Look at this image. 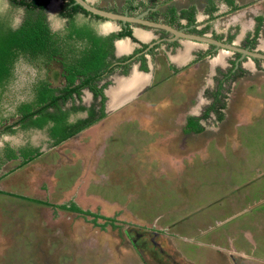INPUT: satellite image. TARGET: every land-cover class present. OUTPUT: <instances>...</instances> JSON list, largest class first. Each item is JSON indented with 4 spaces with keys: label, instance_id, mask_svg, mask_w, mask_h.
Returning <instances> with one entry per match:
<instances>
[{
    "label": "rangeland",
    "instance_id": "rangeland-1",
    "mask_svg": "<svg viewBox=\"0 0 264 264\" xmlns=\"http://www.w3.org/2000/svg\"><path fill=\"white\" fill-rule=\"evenodd\" d=\"M107 1L97 0L96 7L120 11V6L124 5L122 0ZM164 1L157 0L160 10L164 9ZM58 3L49 5L52 14L49 22L53 25H60ZM255 5L259 8L262 22L254 24L248 19L250 30H246L245 38H250L253 45L251 50L237 47L242 54L239 60L243 66L238 75L240 78L234 76L230 82H223L227 79H223L221 72H216V77H208L207 81L202 79H206L209 73L213 74V67L217 64L222 66V72L231 70L232 61L239 56L226 51L225 59L216 56L221 60H216V64L209 67L205 62L200 63L199 58L200 50L205 52L207 46L196 43L189 45L192 55L187 62L190 65L182 68L177 76L170 74L166 72V67L173 58L168 48L162 46L151 54L153 62L150 71L159 70L155 74L156 92L153 98L151 95L148 101L144 97H130V102L125 104L134 105L133 116H130L132 122L99 123V129L101 132L105 130L107 136L96 147L90 146L89 131L86 130L76 144L71 140L57 150V147L46 149L43 145L45 151L42 158L39 156L19 168L32 170L39 176L34 180V189L26 186L29 177H25L24 172L18 173L24 180H19V183L14 180L10 184L9 180L18 170L19 160L0 168V189L7 193L0 194V264H154L143 252L134 249L138 245L134 243L133 247L123 233L128 229V233L132 234V230L138 228L170 233L173 236L171 255L178 262L188 258L196 264H214V253L220 251L221 241L230 234L236 232L237 237L243 238L251 228L247 225L249 221L252 226H256L253 223L256 222L264 227V204L256 209V213L252 210L253 205L258 203L259 194L264 193L258 192V185L264 187V1ZM12 12L15 16L13 25L16 26L25 13L22 8L16 9L13 5ZM216 17L220 18L219 15ZM97 24L103 30L109 26H120L118 21L109 19L100 20ZM210 26H213L210 30L223 27L224 31L219 30L222 34L228 29L218 25V22ZM258 26L259 34L251 37ZM151 41L147 40V43ZM244 43L246 41L240 42L241 46ZM191 68L196 71L192 72ZM31 69L26 62L17 64L15 80L3 99V112L9 107L13 91H18V96H24V92L32 88L31 83H25L33 78ZM42 69L44 75L48 69L49 78L45 79L52 86L58 88L63 85L64 80L59 75L62 69L57 62ZM160 70L165 71L161 77L158 76ZM190 76H196L193 83ZM165 77L172 81L171 84L174 81L176 84L175 93L170 96L167 95L174 86L160 90L159 82ZM234 79H237L236 86L232 83ZM205 81L209 90L201 94L198 88L205 86ZM188 82L194 84L190 85L192 91L187 94L190 99L179 91V87H188ZM217 86L223 96L215 101L212 93ZM84 91L87 92L86 89ZM125 97L120 100L123 102ZM210 104L217 108H213V114L204 122L209 129L201 135L184 137L180 131L185 123V114L193 108L192 112L198 117L202 109H211ZM223 104L224 107H220ZM220 109L221 121H218ZM141 121L148 127L144 129ZM40 133L34 132L38 140L35 144L32 142L33 148L37 143L42 144ZM21 135L12 136L13 142L25 137ZM201 137L205 139L203 143H200ZM58 161L62 163L61 167L57 165ZM43 164L44 169H49L47 171L54 177L45 178L47 172L40 176L38 168L44 167ZM254 192H257L258 198L251 197ZM14 194L31 202L13 197ZM248 195L253 198L249 202L252 208L243 201L249 198ZM73 203L82 211L113 221L107 222L100 217L95 219L62 208H69ZM172 224L176 227L172 228ZM252 228L259 229L258 226ZM120 237L123 241H119ZM200 241L203 247L197 245ZM256 241L259 244L261 239L257 236ZM259 249L264 251V247ZM164 250L171 252L167 244ZM208 251H211L210 256ZM148 255H152L155 262L157 254L149 250ZM160 264H166L165 259Z\"/></svg>",
    "mask_w": 264,
    "mask_h": 264
},
{
    "label": "flooded vegetation",
    "instance_id": "flooded-vegetation-1",
    "mask_svg": "<svg viewBox=\"0 0 264 264\" xmlns=\"http://www.w3.org/2000/svg\"><path fill=\"white\" fill-rule=\"evenodd\" d=\"M70 0H48L45 8L40 11L39 9H35L33 11L29 10L28 8L24 6H17L12 3V0H0V30H2L3 25H7L12 29L18 28L22 23H24L28 18H31V20L35 21L39 17H42L47 24L50 33H52L54 36V39L57 40V43L60 44L59 46L67 51L68 49H73L75 46L78 49H82L84 45L77 40V34L79 33V30H88V32L93 34V36H96L97 38H101L107 45L108 50H112L113 54L112 56L108 55L107 63L110 64L109 70L110 72L106 73V71L102 74V77L96 81H94L95 89H91L90 87H83L78 94L73 93L69 98L66 100L59 99L57 101L56 106H50L45 109L43 112L44 114V123L43 127L36 128V127H29L28 129L24 130L21 128V125L17 124L10 128V130L6 129L9 125H11L13 122H15L16 119L19 118V116L16 117H8V115H12V111H14V108L17 106L14 103V107L12 108V98L19 101L21 98L30 96L33 94V89L35 88V84H40L41 80L47 81L45 79L48 76V69H46V75L43 73V69H39L40 65L29 66L32 67L31 71L33 73V78H31L29 82L25 83H31L32 88L28 91H23L24 94L22 96H18L17 92L12 93V97L10 99L11 102H9V107L3 112V106L0 105V136L3 138L0 142V168L2 166H5L7 164H10L14 160L21 159L22 162L25 160L24 154L29 153L32 149H36L39 153V156H41L45 149L43 150V145L40 146L38 143L33 148V143H36V140H38L37 137L34 136V132H41V141L42 143L44 141L47 142L49 147L47 149L56 148L58 145L61 144H67L69 141H73L74 144H76V140L82 139L83 131H89L94 130L93 137L90 138V146H98V144L106 139L107 133L105 130L100 131L99 125L103 122H106V125L110 123L112 125L113 121L119 122L120 120L124 123H126L128 120L132 122V118L130 116H133L131 114V111L134 109V105L129 104L125 105L126 102L130 97L134 98H146L149 101V97L152 95L151 99L153 98V94L156 92L154 80H156L155 74L159 71L151 72V63L153 62L151 57L156 49H160L162 46H166L168 48V51L170 52V55L172 56L173 60H170V64L166 67V72H170V74H173L177 76L180 74L179 72L182 71V68H186L190 64L188 56L192 55V51L189 52V43H196L195 45L199 44H205L207 46L205 52H203L204 49H201V53L199 54L200 63H207L209 67L214 63L213 57L219 52L217 49L221 50H227L230 51L229 48L225 47H218L212 43H205L202 41L194 40V38H190L189 36L194 37H206L207 39L211 38L213 40H216L217 42L221 41L222 44H229L230 46L235 47L234 50H231L234 55L239 56L238 58H235L232 61V68L231 70H227L225 72H222V66L217 64V66H214L213 74H207L206 79L202 77L204 80H208V77H216V72H221L223 74V82L227 81L230 82L232 80V77L238 76L241 74L240 70L243 69L241 66L242 62L240 63V57L242 56L241 52H239L236 48H245L251 50L252 48V42L250 38H245V33L242 37H240V32H238L237 27L230 26L228 30H225L224 37L217 35L216 30H210L211 27H208L206 30H198L195 26L190 28L189 27V21L185 19L184 14L180 13L175 14V10H183V8H186L188 14L190 12L193 13V18L195 20L196 15L198 14L199 9H205L209 5L208 2L210 0H188L186 4L180 2L173 3V0L169 2H165L163 5L164 9L160 10L157 0H122L124 5L120 6V11H115L114 9H102L96 7V1L97 0H82L87 5H90L91 7L95 8L96 10L113 15L114 18H110L108 16H100L97 14H94L92 12H89L85 10L80 4L76 2V0H72V3L70 4ZM103 2H108L107 0H102ZM110 1V0H109ZM215 1V0H214ZM53 2L58 4L59 9V21L60 25H53L50 24L49 18H51L52 14L49 10V5ZM112 2V1H111ZM168 4V5H167ZM12 5L18 9L22 8L24 11L23 17H21L20 22L14 26L13 22L15 21L14 14L12 12ZM69 6H79L83 8L86 12H88V15L77 12L73 14L71 17H69L66 14L65 7ZM183 15V17L181 16ZM54 19V18H53ZM109 19L111 21L116 20L119 22V27L115 26H109L107 30H103L100 28V25L97 24L100 20ZM55 20V19H54ZM97 21V22H96ZM185 21V23L183 22ZM144 22L151 23L147 24ZM59 23V22H58ZM154 24V25H153ZM13 25V26H12ZM188 25V26H187ZM139 26V30H137L135 27ZM143 28L147 30H151V32L143 30ZM130 31V35H124L120 36L121 34ZM153 31V32H152ZM259 30H255V32L252 34L251 37L257 36ZM140 32L141 36L144 39H141L137 37L136 33ZM157 36H155V34ZM229 33V34H228ZM113 36V38H112ZM154 36V37H153ZM112 38V39H111ZM249 39V40H248ZM147 40L150 41V43H147ZM239 40V42H238ZM246 41V43L242 44L241 46L240 42ZM249 42V43H248ZM127 43L128 47L125 48V50H120L119 46L122 44ZM239 43V44H238ZM153 52V53H152ZM121 54V55H118ZM152 54V55H151ZM203 56V57H202ZM249 59H252L251 57H248ZM40 57H37V61H39ZM188 59V60H187ZM260 59H258L259 61ZM188 61V62H187ZM52 62H57L55 60L50 61L47 66H50ZM228 64V59L225 60ZM247 62V61H245ZM38 63V62H37ZM58 63V62H57ZM59 64V63H58ZM60 65V64H59ZM200 65V64H199ZM45 66V68L47 67ZM221 66V69H220ZM198 67V66H197ZM208 67V68H209ZM226 68V67H225ZM211 69V68H209ZM192 72L195 70V68H191ZM196 71V70H195ZM237 72V73H235ZM62 73V72H61ZM60 73V74H61ZM165 73V71L160 70L158 73V76H162ZM59 74V75H60ZM136 75L140 76L143 80H136ZM157 78L160 80L161 78ZM61 78H63V85L55 88L49 83V88L55 90L54 95L59 96L62 93V91L65 88L66 80L64 77L60 75ZM194 77V76H193ZM191 77V82L195 80L196 77ZM239 77V76H238ZM161 80L159 82L161 89H165L169 86H174L173 90H169V93L167 96H170L171 94L175 93V81L174 84H171L172 81L167 79ZM240 78V77H239ZM237 79H234L232 83L234 84ZM129 81L130 84V92L124 93V95L120 94V86L123 84H126ZM189 81V80H188ZM205 83V86H200L198 88V92L201 94L209 90V84L207 82ZM191 82H188V87H179V91L183 93V96H185L186 99H190V96L188 97V93L192 91V87L194 84L191 85ZM137 83V84H135ZM193 83V82H192ZM221 83V82H220ZM80 84V81H76L74 83V86H77ZM191 85V86H190ZM235 85V84H234ZM236 86V85H235ZM87 90L85 92L84 90ZM235 89V87H234ZM97 90H100V93L96 94ZM158 90V89H157ZM234 91V90H232ZM15 94V95H14ZM87 95H89L87 97ZM123 96H126L124 101L122 102L120 98ZM212 96L215 101L219 100L221 96H223L222 92H220L219 86H217L215 92L212 93ZM225 98V97H224ZM125 103V104H124ZM144 103V102H143ZM146 105V104H145ZM167 105V104H166ZM141 107V106H140ZM209 108L202 109L200 116L196 117V113L192 112L190 109L185 116L183 117L184 124L181 127V131L183 133V136H196L201 135L202 132L208 130L207 124L204 122H207V119L210 118V115L213 114V108H217L214 106H209ZM220 107H224V104ZM147 108V107H146ZM221 111L218 113V121H221ZM224 111V110H223ZM3 113H8L7 116H5ZM46 114H49L50 116L47 118L45 117ZM234 114V112H232ZM157 115V113H156ZM195 115V116H194ZM34 118H37L36 116ZM111 120H108V119ZM115 118V120L113 119ZM117 118V119H116ZM194 122L197 125L193 126L190 122ZM28 122V121H26ZM84 123L85 127L83 129H80L79 132H76L71 137L67 138L66 140H63L62 142L55 144V140L53 137L49 135V129L55 128L57 132L60 134L63 133L65 130H74L76 127H80L81 123ZM82 123V124H83ZM100 123V124H99ZM145 122L141 121V126L145 129V127H148L147 125H144ZM204 123V124H203ZM99 124V125H98ZM66 128V129H65ZM91 128V129H90ZM94 128V129H93ZM151 128V127H150ZM149 129V128H148ZM107 130V129H106ZM113 131V130H112ZM111 131V132H112ZM92 132V131H91ZM18 133H21L22 137H24L22 140H19L17 142H13L12 136H18ZM103 133V134H102ZM101 135V136H100ZM58 136V134H57ZM81 137V138H80ZM105 137V138H103ZM7 138V139H6ZM188 139L190 137H187ZM195 138V137H193ZM192 139V138H191ZM198 139V138H197ZM196 140V139H195ZM202 140L200 143H203L205 140L204 138H200ZM33 142V143H32ZM184 142H186V139H184ZM197 143V142H196ZM198 143V144H200ZM66 146V145H65ZM36 147H41L40 149H37ZM13 151L16 155L15 158H9V152ZM180 152L183 153V150L180 149ZM185 152H187V149L185 148ZM36 157V158H37ZM186 157V156H185ZM193 157V156H192ZM34 158V159H36ZM191 158V155H190ZM29 161L28 163H30ZM190 162V160H189ZM26 163V164H28ZM25 164V165H26ZM143 171V170H142ZM145 173H148V171H145ZM187 173V171H185ZM156 174V173H155ZM156 176V175H155ZM166 178L168 179L167 175ZM169 180V179H168ZM260 187V186H259ZM247 194V193H246ZM249 196V195H248ZM252 197V195H251ZM245 203L250 202V196L249 198H245L243 200ZM233 207V206H232ZM188 218H186L183 221H186ZM131 224V223H130ZM180 224V223H179ZM132 225V224H131ZM176 227V226H175ZM174 224H172V228H175ZM133 229V228H132ZM123 233L126 235L127 241L132 244L134 247V243L138 245V247H134L138 252H143L146 258L150 260V262L154 264H160L162 263V260L165 259L166 264H184L183 262H178L175 258H172L173 256L171 253H173V246L170 233L164 232L161 233L160 229L159 231H156L155 229L145 230V229H133L132 234L128 233V229L123 230ZM130 235V236H129ZM244 236V235H243ZM178 236L175 237V240ZM245 237V236H244ZM235 238L237 242H244L243 240H239V237H237L236 232H233L230 234V237H226L227 241ZM109 239V238H108ZM119 241H123V238L120 237ZM248 242V241H246ZM249 243V242H248ZM165 244H167L169 250L171 252H168L164 250ZM257 244V243H256ZM142 245V246H139ZM164 247V248H163ZM249 247L252 249V253L256 254V263L260 264L261 262L264 263V251H258L259 246L254 244H249ZM152 250V252H155L159 259H157V256L155 258V262L152 261V255H148V251ZM258 251V256H257ZM145 258V259H146ZM161 258V259H160ZM213 258V262H216L217 264H221L220 261H217L215 257ZM231 259L232 256L230 257ZM208 260V258H206ZM212 262V263H213Z\"/></svg>",
    "mask_w": 264,
    "mask_h": 264
},
{
    "label": "trees",
    "instance_id": "trees-1",
    "mask_svg": "<svg viewBox=\"0 0 264 264\" xmlns=\"http://www.w3.org/2000/svg\"><path fill=\"white\" fill-rule=\"evenodd\" d=\"M47 1L48 0H12V3L17 6H24L31 11L35 9L42 11ZM69 2L71 4L72 0ZM65 9V15L69 17L77 12L88 15V12L79 6H72L70 8L66 6ZM2 30L3 31L0 30V105L3 106V99L10 88V84L15 80L13 78L15 69L20 62H26V64L33 67L39 64V69H42L47 66L50 61L55 60L61 66L62 73L60 75L66 80L65 88L60 91L62 94L59 96L54 95L55 90L49 88V83L43 79L40 81V84L34 85L35 88L33 89L32 95L23 98V100L21 98L19 101L17 100L19 97L16 98V100L12 99V108L16 105V101L18 104L14 108V111H12L10 117L19 116V118L6 128L8 130L17 124L21 125V128L24 130L29 127H43V120H45L43 112L46 108L56 106L59 99L66 100L73 93L78 94L83 87L88 86L96 91L94 81L100 79L102 74L105 73L102 70L106 71V73L110 72V64L106 61L108 55L112 56L113 51L108 50L106 43L101 38L93 36L92 33L90 34L88 30H79L77 34V40L81 45L83 44L84 47L78 49L75 46L73 49H68L67 51L59 46L60 44L54 39V35L50 33L42 17H39L35 21L28 18V20L22 23L18 28L12 29V31L11 28L5 24ZM124 35H130V31L120 36ZM37 57H40L39 61H37L38 63L36 62ZM78 79L80 84L74 86V83L78 81ZM95 93H100V90H97ZM13 102H15V105ZM35 116L37 118H34ZM49 116V114H46L45 117L48 118ZM82 123L80 127H76L73 131L65 130L60 134L55 128H50L48 132L51 137L56 139L55 144H58L71 137L76 132H79L80 129H83L85 125ZM190 123L193 124V126L197 125L192 121ZM38 155L39 153L36 149H32L29 153H25V160H23L21 165H25L29 161L34 160ZM15 157L16 155L14 152L10 151L9 158L13 159ZM0 194L7 193L0 192ZM32 201L37 202L34 200ZM62 208L79 214H87L95 219L100 217L107 222L113 221V219H106L102 216H98V214L90 213L89 211H82L75 204H72L69 208H66V206ZM101 227L103 228V226Z\"/></svg>",
    "mask_w": 264,
    "mask_h": 264
},
{
    "label": "crops",
    "instance_id": "crops-1",
    "mask_svg": "<svg viewBox=\"0 0 264 264\" xmlns=\"http://www.w3.org/2000/svg\"><path fill=\"white\" fill-rule=\"evenodd\" d=\"M169 1H171V0H165L164 2H169ZM180 1L183 4L184 3L186 4V2L188 0H173V3L180 2ZM263 1L264 0H253V1L252 0H215V1L214 0H210L208 2L209 5L207 6V8L198 10V14L195 17V20L193 18V13L190 12L188 14L186 8H183V10L182 9L181 10H177V11L175 10V14H179V11H180L181 14L183 13L184 16H185L184 18L187 19V21L190 20L189 21V27L190 28L195 26L198 30H204L203 28H205V30H206L208 27H211V28L213 27V26H210V24H212L214 22H218V25H221V26L224 25L226 28H229L230 26L237 27L238 32H240V34H241L240 37H242L244 35V33L246 34V30H250L248 28V25H247L248 19L250 21H252L254 24L262 22V19L259 16V13H258V9L259 8L255 4L256 3L260 4ZM220 14H224V15L221 16ZM216 15H219L220 18L216 17ZM181 16L183 17V15H181ZM183 22L185 23V21H183ZM137 30H139V29H137ZM219 30H223L224 31V28L223 27H221L220 29L218 27L216 28L217 35L219 33H221L219 35L223 36L222 32H220ZM256 30H259V26L256 28ZM136 35H137V37H139L141 39H144L141 36L140 32L136 33ZM219 42H221V41H219ZM189 44H193L194 45V43H192V42H190ZM127 47H128V45H127V43H125V44L120 45L119 49L120 50H125V48H127ZM222 51H224V52H222ZM226 51L227 50H225V49L219 51L213 57V59H212L213 62L216 64V60L217 61L221 60L220 58L217 59L218 56L221 57L222 59L223 58L225 59V57H226L225 55H226V53H228ZM189 57H190V55L188 56V59H189ZM136 78H137L136 80H140L141 79V77L138 76V75H136ZM141 80H143V78ZM128 83H129V81H128ZM129 84H131V83H129ZM135 84H137V83H135ZM119 91H120V94L124 95V93L130 92V86L128 88H126V86L124 87V84H123V85L120 86V90ZM255 103H256V105L258 104L257 101ZM94 131H95V129L94 130H90V132H89L90 138L93 137L92 134H93ZM42 145L46 146V149L49 147V145L47 144L46 141H44L41 144V146ZM63 145H66V144L58 145L56 150L58 149L59 146H63ZM57 154L59 155V152H57ZM61 155H62V153H61ZM42 156H44V155H41L40 157L42 158ZM38 158L39 157H37V159ZM35 160L36 159L32 160L31 162H33ZM14 161H18V160H14ZM21 164H22V160L19 159V162H18V165H17V168H16L18 170L15 169L16 170V174H14V176H12V178H11L12 180H9L10 184L11 183L13 184L14 180H16L18 183H19V180H24L22 176H18V173L23 174V172H24L25 177L27 176V178L29 177V179L27 180L26 183H25V181L23 183H25L26 186H28L30 189H34L35 185H33V184L36 183L34 180H37V178H39V176L37 174H35V173H32V170H30V172H29L28 169H26V168L19 169V168L24 167V165H21ZM57 165L61 167L62 163L58 161ZM44 168H45V165H44V167L40 166L38 168V173L42 177L45 174L44 172H47L49 175L48 174L45 175V178L48 179L52 175H50L51 173H49L47 171L49 169H47V168L44 169ZM53 169H54V167H53ZM54 170H56V169H54ZM13 177H16V179L13 178ZM52 177H54V175ZM10 184H8V185H10ZM258 187H259V185H258ZM262 188H264V187H262V185H260L258 192H264V189H262ZM1 190L2 189H0V192H1ZM256 194H257V192H254L252 194L253 195L252 197L254 199L258 198L256 196ZM259 195H260V198H258V203H255L253 205V209H252V210H254L255 213L257 212L256 209L259 210L258 207H261L264 204V193L259 194ZM13 196H15L16 198H20V199H23V200H28V201L31 202L30 199H27V198H24V197H21V196H17L15 194ZM253 198L250 197V200L253 199ZM250 203H248V204L245 203V204L247 206ZM73 205H74V203H73ZM248 207L252 208L250 205ZM259 212H258V214L261 216L262 214H260ZM257 217H259V216H257ZM250 223H251L250 221L247 223V225L249 227H251V228L248 230L249 233L244 234V236H245V237L243 236V238L245 240L244 242H237V240L235 238L227 241V239L224 237L225 239L222 240L220 245H219L220 246V251H217L216 253H214L215 254V259L217 261H220L221 264H258V263H256V258H255L256 254L252 253V251H251L252 249L249 247V244L251 243V244H254V245H258L259 248L260 247H264V227L261 224H257L256 222H253L254 224H256V226L259 227V229L257 230L256 226L255 225L252 226V225H250ZM252 227L256 228L257 231L255 229L253 230ZM261 230H263V231H261ZM239 233L240 232H238V235H240ZM257 236L259 237V239H261L260 242H263L262 244H260V242H259V244H256V242H257L256 241V237ZM239 240H243L242 237H239ZM246 241H248L249 243L246 242ZM204 244H205V242H204ZM197 245L201 246V245H203V242L202 241H200V243L197 242ZM201 247H203V246H201ZM258 251H260V249ZM258 251H257V256H258ZM210 253H211V251L207 252L208 255ZM201 255L204 256V253H202ZM231 256H232L233 259L230 258ZM185 260L186 261H184V264H196L195 262L191 261L188 258H186ZM213 263L217 264L216 262H213ZM260 264H264V263L261 262Z\"/></svg>",
    "mask_w": 264,
    "mask_h": 264
},
{
    "label": "water",
    "instance_id": "water-1",
    "mask_svg": "<svg viewBox=\"0 0 264 264\" xmlns=\"http://www.w3.org/2000/svg\"><path fill=\"white\" fill-rule=\"evenodd\" d=\"M76 2L78 4H80L85 10L89 11V12H92L94 14H97V15H100V16H108L110 18H114L113 15H109V14H106V13H103V12H100L98 10H96L95 8L91 7L90 5H87L84 1L82 0H76ZM144 23H147V24H150L152 25L151 23H148V22H144ZM154 25V24H153ZM190 38H194V40H198V41H202V42H205V43H212L218 47H225V48H229L230 50H234L235 47L233 46H230L229 44H222L220 42H217V41H212L210 39H207L206 37H194V36H189ZM238 51H240L238 48H236ZM257 54H250V56H254ZM120 92V91H119Z\"/></svg>",
    "mask_w": 264,
    "mask_h": 264
},
{
    "label": "bare ground",
    "instance_id": "bare-ground-1",
    "mask_svg": "<svg viewBox=\"0 0 264 264\" xmlns=\"http://www.w3.org/2000/svg\"><path fill=\"white\" fill-rule=\"evenodd\" d=\"M126 86V88H128L130 86V84L127 82L126 84H124V87Z\"/></svg>",
    "mask_w": 264,
    "mask_h": 264
}]
</instances>
